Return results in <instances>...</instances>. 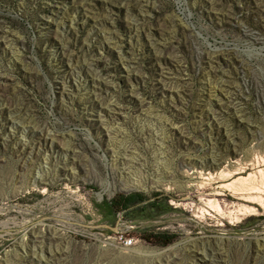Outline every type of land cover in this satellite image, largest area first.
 <instances>
[{
    "label": "rangeland",
    "instance_id": "1",
    "mask_svg": "<svg viewBox=\"0 0 264 264\" xmlns=\"http://www.w3.org/2000/svg\"><path fill=\"white\" fill-rule=\"evenodd\" d=\"M252 159L264 0H0V264H264Z\"/></svg>",
    "mask_w": 264,
    "mask_h": 264
},
{
    "label": "bare ground",
    "instance_id": "2",
    "mask_svg": "<svg viewBox=\"0 0 264 264\" xmlns=\"http://www.w3.org/2000/svg\"><path fill=\"white\" fill-rule=\"evenodd\" d=\"M264 164V160H255V159H252V160H247L246 162V166L250 167V168H257L260 167L261 165ZM247 167V168H248ZM243 168V167H242ZM242 170V169H241ZM260 169H258V172ZM262 170V169H261ZM238 171H240L239 168H236L235 171L229 175H224L221 173H211V172H204V173H199V178L201 179L200 181H198V183L196 185H191V187H197V188H203L205 185L209 184L211 181H214L216 179H221L223 178L224 176H232V174H238ZM257 172V171H256ZM251 176L252 175H248L246 178H243V177H237V179L235 181H233L232 183L236 182V181H240V180H250L251 179ZM260 176V175H259ZM262 178V177H261ZM230 183V182H229ZM237 183V182H236ZM224 186V185H223ZM192 190V189H191ZM240 191V190H239ZM262 192V185L260 184H257L252 181L249 182V186L244 189V194H245V197L247 199H249L250 201H254V202H257L258 204H263L264 203V198L262 199L261 196H259ZM264 192V191H263ZM204 194V192L202 193ZM242 194V193H241ZM240 194V195H241ZM219 195V191H218V187H213L209 190V193H206L205 195L203 196H206V198H202L201 199V203L203 204V206L205 205H209L211 206L213 203H215V199L213 198V196H217ZM236 195V194H235ZM200 206V205H198ZM202 207H198L199 209V212L200 213H204L205 209ZM208 206V207H209ZM207 207V206H206ZM205 207V208H206ZM197 210V209H196ZM207 210V208H206ZM206 212V211H205ZM205 214V213H204Z\"/></svg>",
    "mask_w": 264,
    "mask_h": 264
},
{
    "label": "trees",
    "instance_id": "3",
    "mask_svg": "<svg viewBox=\"0 0 264 264\" xmlns=\"http://www.w3.org/2000/svg\"><path fill=\"white\" fill-rule=\"evenodd\" d=\"M137 201L142 202L143 198L136 193L130 194H116L109 201V206L115 211L126 212L130 207H132ZM158 238L161 237V241L157 242L160 245H166L171 242V236H164V234H157Z\"/></svg>",
    "mask_w": 264,
    "mask_h": 264
},
{
    "label": "water",
    "instance_id": "4",
    "mask_svg": "<svg viewBox=\"0 0 264 264\" xmlns=\"http://www.w3.org/2000/svg\"><path fill=\"white\" fill-rule=\"evenodd\" d=\"M115 231V230H114Z\"/></svg>",
    "mask_w": 264,
    "mask_h": 264
}]
</instances>
